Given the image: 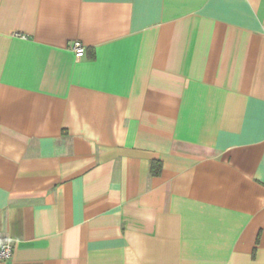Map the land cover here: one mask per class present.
I'll use <instances>...</instances> for the list:
<instances>
[{"label": "crops", "instance_id": "obj_1", "mask_svg": "<svg viewBox=\"0 0 264 264\" xmlns=\"http://www.w3.org/2000/svg\"><path fill=\"white\" fill-rule=\"evenodd\" d=\"M4 239L0 264H264V0H0Z\"/></svg>", "mask_w": 264, "mask_h": 264}, {"label": "built area", "instance_id": "obj_2", "mask_svg": "<svg viewBox=\"0 0 264 264\" xmlns=\"http://www.w3.org/2000/svg\"><path fill=\"white\" fill-rule=\"evenodd\" d=\"M76 57L81 58L85 55V47L76 42L73 46ZM14 253V245L10 239H4L0 241V262L12 258Z\"/></svg>", "mask_w": 264, "mask_h": 264}, {"label": "trees", "instance_id": "obj_3", "mask_svg": "<svg viewBox=\"0 0 264 264\" xmlns=\"http://www.w3.org/2000/svg\"><path fill=\"white\" fill-rule=\"evenodd\" d=\"M162 164L160 162H154L152 164V173L158 174L161 171Z\"/></svg>", "mask_w": 264, "mask_h": 264}]
</instances>
